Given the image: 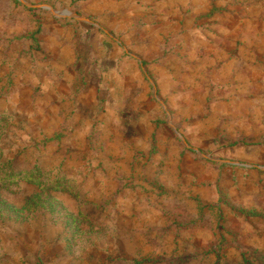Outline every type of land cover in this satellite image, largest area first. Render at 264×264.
Masks as SVG:
<instances>
[{"label":"rangeland","instance_id":"obj_1","mask_svg":"<svg viewBox=\"0 0 264 264\" xmlns=\"http://www.w3.org/2000/svg\"><path fill=\"white\" fill-rule=\"evenodd\" d=\"M263 150L264 0H0V264H264Z\"/></svg>","mask_w":264,"mask_h":264},{"label":"crops","instance_id":"obj_2","mask_svg":"<svg viewBox=\"0 0 264 264\" xmlns=\"http://www.w3.org/2000/svg\"><path fill=\"white\" fill-rule=\"evenodd\" d=\"M60 90L61 91H59V89L57 90V94H59L58 97H60V99L65 97L69 98V96H65L64 94L66 90L71 91L69 85L63 86ZM85 91L86 90H84L83 88L80 89L79 92H76V96L74 99L75 102L73 100L71 101V104H73L72 109L74 110L75 115H82L81 117L88 114H84L82 112H84V109L86 107H90V105L88 104L90 95L89 93L85 94ZM84 97L87 98V102L86 100H84ZM85 117L89 118V114ZM261 160L264 161V154L261 157ZM247 193L248 195L246 196V200H244L245 198H243L237 201L234 196L235 193L233 191L231 196V204L236 206L238 205L239 207H247L249 209L262 210L264 212V193L260 194V196H258V193L252 195L250 191ZM232 210L229 213H225V228L231 231V236L233 235L237 237V243L233 245H245L250 258H255V255L257 254L260 258L262 257V260L264 262V220L262 224L252 222L251 220L249 221L245 216L235 213V210L234 212H232ZM231 248L233 249V247Z\"/></svg>","mask_w":264,"mask_h":264},{"label":"water","instance_id":"obj_3","mask_svg":"<svg viewBox=\"0 0 264 264\" xmlns=\"http://www.w3.org/2000/svg\"><path fill=\"white\" fill-rule=\"evenodd\" d=\"M41 7H44V8H47V9H50L55 15H67L69 12L68 11H63V12H58V11H55L53 10L50 6L48 5H42Z\"/></svg>","mask_w":264,"mask_h":264}]
</instances>
